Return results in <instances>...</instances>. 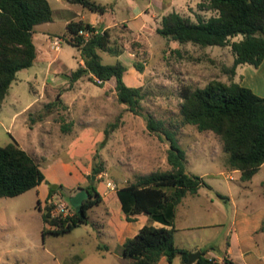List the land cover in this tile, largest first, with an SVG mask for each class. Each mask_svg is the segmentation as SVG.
<instances>
[{
    "label": "rangeland",
    "instance_id": "374dc122",
    "mask_svg": "<svg viewBox=\"0 0 264 264\" xmlns=\"http://www.w3.org/2000/svg\"><path fill=\"white\" fill-rule=\"evenodd\" d=\"M49 1L55 16L50 28L59 34L56 39H64L66 18L78 19L89 11L83 5L72 4L69 0ZM95 1L108 8L114 6L115 2ZM137 2L148 4L149 0ZM200 3L198 9L203 12L193 11L194 20L199 15L206 18L215 14L214 11L201 9ZM126 4L121 3L124 7ZM121 14L126 12L118 14V18ZM239 39L241 36L232 38ZM119 44H126L123 47L127 52L121 60L130 65L125 82L142 89V111L151 113L155 119L163 121L165 128L176 133L180 147L187 154V171L202 176L212 186L203 190L201 199L206 200L210 196L216 198L217 203L220 202L207 217L196 215L192 221L194 227L179 232L176 235L177 242L182 241L187 247L207 244L216 256H227L238 264L229 251L230 238L237 234L249 259L254 260L253 264H264V167L251 180H242L239 173L227 167L228 155L220 137L212 131L201 132L196 126L185 124L180 114L183 101L181 89L184 85L204 87L213 79L230 82V74L226 69L231 67L235 59L231 47L182 44L156 31L146 34L143 39L122 30L117 33L114 47L119 49ZM50 51L58 56V63L64 65L59 68L61 80L69 79L67 72L76 69L79 64V49L62 40L59 52ZM117 61L116 55L103 53V63L114 64ZM135 62L143 65L142 72L135 68ZM41 66L42 71L37 72V75L33 73L35 68H28L24 70L26 72L18 74L10 87L0 109V146L17 142L26 148L36 146L54 150V154L48 155L50 161L42 165L43 171L47 175H56L62 183L49 197L37 188L16 197L0 196V264H128L130 260L118 250L117 238L107 237L101 232L104 228L101 219L106 212L104 204L88 210L91 218L89 224L77 226L61 235L48 233L44 236L43 228L50 226L43 222L40 202L43 203L41 207L45 208L47 202L55 197L71 204L70 198L79 191L80 185H88L99 178L95 176L94 180L92 175L96 165H101L106 173L103 175L104 185L113 178L122 180L118 181L120 185L135 180V169L146 164V156L142 157L147 154L152 157L156 155L160 161L158 166L151 164L142 168L143 172L169 170L171 166L165 160L169 144L151 132L146 119L129 111L115 94L106 98L104 106L100 105L106 89L113 87L115 91L114 78L104 85H98L89 77H84L80 83L81 90L77 88L66 92L65 85L47 79L46 65ZM244 67L248 68L247 73H243L244 78L248 79L246 84L256 89L246 86L264 97V60L258 67L252 64ZM35 98L38 100L32 109L13 118L18 110ZM68 105H71L70 110ZM72 120L77 124L74 129L73 123L69 122ZM128 153L132 156L131 160L126 156ZM60 159L68 168L88 164L90 174L86 177L87 181L79 185L75 183L79 176L73 171H66L59 164ZM119 159L123 162L122 167L117 166ZM36 160L43 162L38 158ZM48 184L54 187L59 182ZM99 185V181H96V186ZM218 193L231 196L232 200L221 199ZM110 206L114 220L118 222L116 207L112 203ZM185 210L181 207L180 213ZM183 222L180 220L178 224ZM233 253L237 255L235 246ZM172 264L184 263L180 256H176Z\"/></svg>",
    "mask_w": 264,
    "mask_h": 264
},
{
    "label": "trees",
    "instance_id": "16d2710c",
    "mask_svg": "<svg viewBox=\"0 0 264 264\" xmlns=\"http://www.w3.org/2000/svg\"><path fill=\"white\" fill-rule=\"evenodd\" d=\"M70 1L100 14L109 9L95 0ZM200 7L215 14L206 18L199 15L193 20L173 11L162 17L157 33L182 44L230 46L235 59L226 69L230 82L213 79L204 87L184 85L180 114L185 124L219 136L228 155L227 167L239 170L242 180H251L264 164V97L233 78L239 65L258 67L264 60V0H205ZM53 19L49 0H0V109L18 72L30 68L37 58L35 26ZM81 31L90 35L85 37ZM239 36L241 39L232 40ZM64 39L79 49L84 60V64L69 75L71 84L84 76L98 85L114 78L119 102L143 116L149 130L169 144L167 160L171 169L139 176L136 181L117 189L127 221H135L137 215L144 213L162 224H145L135 236L127 238L120 249L122 256L130 260L128 264H157L164 256L172 262L180 255L183 263L188 264L190 251L178 247L174 239L177 206L188 193L196 194L201 187L211 186L202 176L187 171V154L180 147L176 133L165 128L163 121L155 119L151 113L142 111L141 87L125 82L128 67L122 61L102 62L100 51L119 55L112 46L110 31L97 30L84 19L71 20ZM134 66L143 71L140 63L135 62ZM103 171L101 165H96L92 175L98 176ZM44 181L46 176L40 164L17 142L0 146V196H19ZM96 181L77 189H86L89 193L81 212L75 210L69 217L53 216L50 202L45 208L40 206L43 222L50 226L43 228L44 236L61 235L90 223L88 210L102 202ZM57 190L50 187L49 196ZM210 249H202L198 264H236L229 257L222 262L207 257Z\"/></svg>",
    "mask_w": 264,
    "mask_h": 264
},
{
    "label": "crops",
    "instance_id": "0c3cea01",
    "mask_svg": "<svg viewBox=\"0 0 264 264\" xmlns=\"http://www.w3.org/2000/svg\"><path fill=\"white\" fill-rule=\"evenodd\" d=\"M201 1L202 0H149L148 4H140L137 2V0H131L130 2H128L127 0H115L114 6L111 5V7L104 14H100V13L93 12V11L89 10L87 13L82 14L81 17L78 19H84V20L90 22L94 27L97 28V30H100V31L109 30L110 34H111L112 46H114L115 39L117 38V33L121 30L123 32H127L128 34H131V35L134 34V36L139 37V38H143V39L146 36V34H148V33H151L153 31H156V33H157V29L161 25L162 17L164 15H167V14L173 12V11L178 12L184 16H189L194 20L193 11H195V12L197 11V13L203 12L202 10L198 9V5ZM69 2H71V1L69 0ZM123 2L127 3L126 7L121 5V3H123ZM72 4H79V3H73L72 2ZM123 11H125L126 14H121L120 17L118 18V14L123 13ZM109 14H111V15H109ZM71 20H77V19L76 18L75 19L74 18H66V22H65L66 27H67V24ZM54 22H55V16H54L53 21L45 22V23H42V24L35 26V28H34V42L36 44L38 54H37V58H36L34 64L30 68L31 69L35 68L33 73H35V75H37L36 74L37 72L42 71L41 65H46L47 79H52V80H54V83L58 82L60 84L65 85L64 89L67 90L66 92H71V91L77 90V88L81 90V86H80L81 81L83 80L84 77H89V76H84V77L80 78L79 80H77L76 82H74L73 84H71L69 79L61 80V78L59 76L60 73H62L61 69L59 70V68H62V66H64V65L62 62H61V64H59L58 62H60V61L57 59L58 56L54 55L50 51V49H52V44H53L54 39H56L57 35H59L53 29L50 28L51 24ZM37 28H39V29H37ZM38 31H39V33L37 34L36 32H38ZM64 35L65 34H63V37H64ZM61 39L65 40L63 38H61ZM116 44H118V41ZM119 46H120L119 49H117L119 52V55L116 57L119 61H122L127 67H129L130 66L129 64H127L124 60H121L123 55H125L127 52V50L123 47V46H126V44H124V45L119 44ZM52 50H54V49H52ZM60 50H61V48H60ZM59 51H56V52H59ZM103 53H104L103 51H100V55L102 56V59H103ZM105 53H108V52H105ZM56 63H58L59 65L54 68V65ZM78 63L79 64H78L77 68L80 65L84 64V60L82 58H80ZM246 65L247 64H241L237 67L236 74H235L233 80L236 82H239L245 86L246 85L250 86L251 84H246V83H248V79L244 78V74L247 73V70H248L247 67H244ZM76 69H74V70H76ZM24 70H29V69L28 68L23 69V70L19 71L18 74H20ZM74 70H72V71H74ZM24 72H26V71H24ZM71 72H67V74L70 75ZM224 82H226V81H224ZM114 87H116V84ZM250 87H253V89H256L254 86H250ZM253 91L255 92V90H253ZM109 93H110V95H109ZM111 94L116 95V89L114 91L113 87L105 90L103 97H102V100H101V104H100L101 106H104L106 98H109L111 96ZM41 96L42 95H40L39 97L41 98ZM5 99H4V102H5ZM37 100H38V98H35L33 101H31L29 104L24 106L22 109L18 110L13 115V118L22 112H26V111H29L30 109H32L34 103ZM4 102H3V104H4ZM67 107H68V110H70L71 105H68ZM69 122L73 123L72 129H74L77 125L76 121L72 120ZM19 145L23 149H25L35 160H36V158L43 160V162H38L40 164V167L42 170H43L42 165L44 163L50 161V160H48V155L54 154V150H52V149L38 148L36 146L26 148V147L22 146V144H20V143H19ZM126 156L128 159H130V160L132 159V156H130L129 153ZM144 157L147 159V162H146V164L143 163L141 168L135 169L136 179L139 176H143V175L151 173V171H146V172L144 171L143 172L141 170L142 168L151 166V164H153L154 166L159 165L160 158L159 157L156 158L157 157L156 155H153V157H152L151 154H147V155H143L142 158H144ZM165 160L167 161V159H165ZM59 162H60L59 164H61V166H63L66 171H73V173H77V175L79 177L75 183H77L79 185L81 182L87 181L86 177H88V175L90 174V166L88 164H83V165H80L79 167H77L76 165H72L68 168V166L62 161V159H60ZM117 166L118 167L123 166V162L120 159L118 160ZM263 167H264V164L261 166L260 169H262ZM170 169H171V167H170ZM229 170H231L234 173H239L241 175V172L239 170H232V169H229ZM105 174L106 173L104 171V172L100 173L98 175L99 178H97V181H99V183H100V185L97 188H98V191L102 195V202L100 204H104V206L106 208L105 216L101 219L102 220L101 222L103 223L101 225L104 227V228H102L101 232L103 234H105L107 237H111V238L116 237L118 240V250H120L121 246L125 242V240L129 237L135 236L145 224H153L155 226H162V224L160 222H157V221H152L150 216L147 214H144V213L137 215L135 221H127L125 219V214L122 210V205H121L120 199H119L118 194H117V189L119 187L124 186V185H120L118 182V181H122V180L116 179V178L109 179L107 181V183L104 185L103 184L104 183L103 175H105ZM45 176H46V181H44L42 184H40L36 188L42 189L45 192L46 197H48L49 193H50V187H49L48 183L58 181L59 184H58L57 188H59V185L62 183V181L56 175L45 174ZM136 179L133 180L132 182L136 181ZM125 181H131V180L125 179ZM132 182H130V183H132ZM205 188H208V187H201L199 189L198 193H196V194L188 193L177 206L176 217L174 220V227L176 229V231L174 233L175 243L178 247L184 248L190 252H194V251H198V250L202 251V249L211 248L207 244H201V245L197 244L195 246L187 247L184 245V242H182V241L177 242V240H176V235L179 232H182V231H185L188 229H192L194 227L193 226L194 224L192 221L195 219L196 215L201 216V217H203V215H205L207 217V215L210 214L211 210L216 206V204H220V202H218V203L216 202V200H217L216 198L210 197L208 195H207L208 197H206L207 198L206 200L201 199L202 196L204 195L203 190ZM211 188H212V186H211ZM205 194H207V193H205ZM218 195H219L218 197H220L221 199L223 197H225L226 199L232 200L231 196L227 197L222 193H218ZM194 198H196V200ZM225 198H223V199H225ZM111 203L114 204L116 207V213H117L118 220H119L118 222H116L114 220L115 217H113L112 208L110 206ZM41 205H43L42 202H40V206ZM181 207L186 208L185 212L183 211V213H180ZM41 213H42V211H41ZM198 213L199 214L201 213V214L199 215ZM235 213L236 214L238 213V211L236 209H235ZM180 220L184 221V222L178 224V222ZM204 226H205V224H204ZM168 227H171V226H168ZM128 233H132V234H128ZM128 235H133V236H128ZM234 246L236 247L237 255L233 253V247ZM229 251H230V256L233 257L237 261L238 264H253V262H254V260L252 258L249 259L248 252H246V250L243 249L242 241L239 239V236L237 234H235L234 237L231 236V238H230ZM178 256H180V255H178ZM206 256L209 258H215L219 262H222L224 260V258L216 256L215 253L212 251V249H210L207 252ZM181 260H182V258H181ZM157 264H172V262H169L167 257L164 256L160 259V261Z\"/></svg>",
    "mask_w": 264,
    "mask_h": 264
},
{
    "label": "built area",
    "instance_id": "2783aa9c",
    "mask_svg": "<svg viewBox=\"0 0 264 264\" xmlns=\"http://www.w3.org/2000/svg\"><path fill=\"white\" fill-rule=\"evenodd\" d=\"M81 34H83L85 37H88L90 35L89 32L84 31H81ZM61 42L62 39H54L52 49H54L55 51H59L61 48ZM50 203L53 205V209L51 211L53 216L69 217L72 216L75 212V208L71 204L65 202L60 198L53 197L52 199H50Z\"/></svg>",
    "mask_w": 264,
    "mask_h": 264
},
{
    "label": "water",
    "instance_id": "95a60500",
    "mask_svg": "<svg viewBox=\"0 0 264 264\" xmlns=\"http://www.w3.org/2000/svg\"><path fill=\"white\" fill-rule=\"evenodd\" d=\"M93 179L95 180V175H93ZM53 188L56 189L57 185H54ZM88 197H89L88 191L86 189H80L75 195H73L70 198V203L75 208V210L77 212H81L82 211L83 202ZM201 255H202V251L201 250L190 252L188 254V264H194L195 262H197V260L201 257Z\"/></svg>",
    "mask_w": 264,
    "mask_h": 264
}]
</instances>
